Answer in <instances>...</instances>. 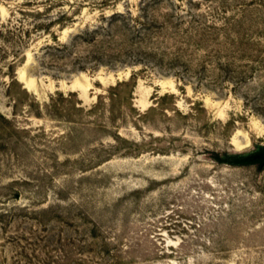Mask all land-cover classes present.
<instances>
[{"label":"rangeland","instance_id":"374dc122","mask_svg":"<svg viewBox=\"0 0 264 264\" xmlns=\"http://www.w3.org/2000/svg\"><path fill=\"white\" fill-rule=\"evenodd\" d=\"M0 264H264V0H0Z\"/></svg>","mask_w":264,"mask_h":264},{"label":"trees","instance_id":"16d2710c","mask_svg":"<svg viewBox=\"0 0 264 264\" xmlns=\"http://www.w3.org/2000/svg\"><path fill=\"white\" fill-rule=\"evenodd\" d=\"M245 161H252V158H244Z\"/></svg>","mask_w":264,"mask_h":264}]
</instances>
